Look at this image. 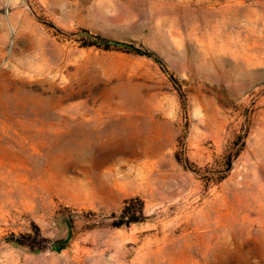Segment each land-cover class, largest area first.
Returning a JSON list of instances; mask_svg holds the SVG:
<instances>
[{"label":"rangeland","instance_id":"rangeland-1","mask_svg":"<svg viewBox=\"0 0 264 264\" xmlns=\"http://www.w3.org/2000/svg\"><path fill=\"white\" fill-rule=\"evenodd\" d=\"M0 264H264V0H0Z\"/></svg>","mask_w":264,"mask_h":264},{"label":"trees","instance_id":"trees-1","mask_svg":"<svg viewBox=\"0 0 264 264\" xmlns=\"http://www.w3.org/2000/svg\"><path fill=\"white\" fill-rule=\"evenodd\" d=\"M102 43H103V47H104L105 49H109L110 47L118 48V47L120 46L118 43L110 44V43H108V42H106V41H102ZM143 53H144V54H148V55L153 56V54L150 53V52H143Z\"/></svg>","mask_w":264,"mask_h":264},{"label":"water","instance_id":"water-1","mask_svg":"<svg viewBox=\"0 0 264 264\" xmlns=\"http://www.w3.org/2000/svg\"><path fill=\"white\" fill-rule=\"evenodd\" d=\"M56 249H58V247H56Z\"/></svg>","mask_w":264,"mask_h":264}]
</instances>
